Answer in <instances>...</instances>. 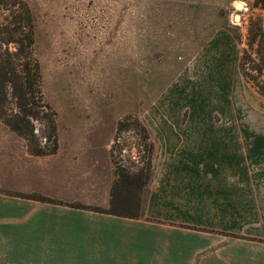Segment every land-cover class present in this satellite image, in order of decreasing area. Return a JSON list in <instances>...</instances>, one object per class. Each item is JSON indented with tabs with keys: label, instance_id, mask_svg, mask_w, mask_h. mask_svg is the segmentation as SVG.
<instances>
[{
	"label": "crops",
	"instance_id": "1",
	"mask_svg": "<svg viewBox=\"0 0 264 264\" xmlns=\"http://www.w3.org/2000/svg\"><path fill=\"white\" fill-rule=\"evenodd\" d=\"M147 128L153 177L143 218L67 205L110 204L113 137L71 134L37 156L0 128V264H264V127L255 157L239 145L252 127L161 120Z\"/></svg>",
	"mask_w": 264,
	"mask_h": 264
},
{
	"label": "rangeland",
	"instance_id": "2",
	"mask_svg": "<svg viewBox=\"0 0 264 264\" xmlns=\"http://www.w3.org/2000/svg\"><path fill=\"white\" fill-rule=\"evenodd\" d=\"M21 1L33 16L32 53L62 143L71 134L113 137V167L137 173L152 143L137 122L232 124L254 129L239 133L251 137L239 145L257 156L264 97L238 67L250 19L264 20L253 0ZM12 18L0 8V38H9ZM119 121L127 127L117 129ZM34 128L49 148L47 120Z\"/></svg>",
	"mask_w": 264,
	"mask_h": 264
},
{
	"label": "trees",
	"instance_id": "3",
	"mask_svg": "<svg viewBox=\"0 0 264 264\" xmlns=\"http://www.w3.org/2000/svg\"><path fill=\"white\" fill-rule=\"evenodd\" d=\"M252 7L264 10V0H253ZM0 8L8 10L13 17L4 24L9 38H0V121L26 141L32 155H51L58 149L56 112L44 101L42 74L38 62L32 53L34 43L33 16L28 5L21 0H0ZM10 43L13 50L3 47ZM243 50L239 71L259 94L264 97V20L260 16L251 18L247 28V41ZM46 119L49 129L44 136L51 146L42 143L34 128V121ZM119 121L117 129L127 127ZM143 138L150 133L142 123L137 122ZM113 145V144H112ZM110 151L112 152L113 146ZM153 142L147 149L144 167L137 173H131L122 167L114 166L115 179L110 188V204L107 207L88 206L79 202L67 203L75 208H85L95 212L128 218L145 217V204L148 184L153 177ZM30 199L61 203L42 194L17 193Z\"/></svg>",
	"mask_w": 264,
	"mask_h": 264
}]
</instances>
